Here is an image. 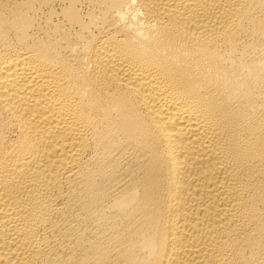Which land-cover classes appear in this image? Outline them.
I'll list each match as a JSON object with an SVG mask.
<instances>
[{"label":"bare ground","instance_id":"obj_1","mask_svg":"<svg viewBox=\"0 0 264 264\" xmlns=\"http://www.w3.org/2000/svg\"><path fill=\"white\" fill-rule=\"evenodd\" d=\"M0 264H264V0H0Z\"/></svg>","mask_w":264,"mask_h":264}]
</instances>
